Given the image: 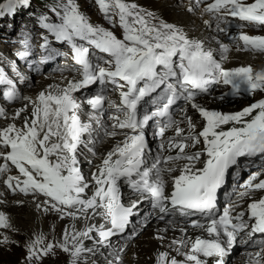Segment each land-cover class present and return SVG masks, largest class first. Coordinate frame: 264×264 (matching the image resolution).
<instances>
[{
    "label": "snow or ice",
    "instance_id": "6c2138e0",
    "mask_svg": "<svg viewBox=\"0 0 264 264\" xmlns=\"http://www.w3.org/2000/svg\"><path fill=\"white\" fill-rule=\"evenodd\" d=\"M202 2L196 0L197 4ZM28 3L29 0L0 3V18L14 15L18 6H27ZM96 3L110 23L113 16L119 18L123 29L122 39L90 23L75 0H59L51 9L60 23H48L47 16L40 17L43 28L58 42H67L71 47L81 78L69 80L64 88L52 90L50 86L49 90L40 92L35 100L23 98L32 105V110L30 115L24 117L22 126L9 123L0 128V159L4 161L0 164V175L10 170V162L24 177L21 180L20 176H8L4 181L13 193L18 189L25 195H43L47 199L37 204V208L47 212L50 206L61 213V219L65 215L73 219H79L81 215L87 217L89 210H92L91 215H104L111 228L104 230L101 226L97 230L95 226H90L83 232L73 231L71 234L66 229L63 242L59 244L46 243L44 234H38L27 245L26 260L28 264L39 262L58 247L69 254L71 264H78L84 253L93 251L83 245L81 238L91 239L90 234L95 230L98 231L99 243L103 244L111 236L123 233L131 223L134 209L142 202L134 200L129 206L121 202L119 181L124 179L140 197L150 199L152 207L161 213H167L170 205L185 215L201 213L207 220L206 224L193 222V227L203 229L207 238L198 236L191 241H173V244L180 246L176 250L184 256L183 261L174 257L169 260L167 253H161L157 257V264H208V258L212 259L213 264H225V257L241 232L248 230L249 236L264 234V197L252 200L245 211L237 212L240 205L230 203L217 214L218 190L226 183L229 170L239 165L241 157L264 155V99L239 112L222 113L195 103V97L197 92H208L211 84L221 83L231 88V92L225 95L264 92V72H254L251 66L224 69L216 59L215 50L206 48L202 40L190 38L176 25L163 21L150 23L149 18L154 19V14L145 12L135 3L126 0H96ZM204 10L217 20L221 32L227 31L221 25L227 22L228 17L264 26V0H252L250 3L247 0H212ZM232 39L243 42V48L238 43L237 50L264 52V36L241 33ZM44 40L42 47L47 48V38ZM78 40L111 57L104 61L106 67L94 65L89 58L90 48L78 44ZM24 44L27 48V39ZM220 49L221 59H226L223 54L229 51L227 45L220 44ZM28 54L27 51L18 53L21 58ZM172 78H178L179 91L169 83ZM97 82L100 85L111 83L119 89L120 104L114 107L123 116L109 117L113 121V130L106 129L105 135L115 137L123 134L125 138L102 159L98 171L92 176L95 183L90 185L79 167L78 151L81 145L87 147L89 141L83 137L85 134L91 135L93 126L81 122L79 111L82 104L73 93ZM0 84L8 86L2 93L4 99L13 101L18 98L16 85L2 69ZM161 86H164L165 92L160 98L164 101L162 105L142 119L138 118L140 102ZM181 97L205 121L203 129L197 133L192 118L186 117L189 134L182 135L184 130L176 127V136L169 138L167 149L164 144L160 145L162 151L178 149L177 154L158 156L151 167H145L148 148L145 129L149 121L153 117L169 116V108ZM105 99L98 92L84 101L92 109L89 119H95L98 125ZM152 102L156 103V98ZM25 111L26 108L18 109L13 120L20 118ZM0 115H3L2 109ZM175 124L177 121L170 116L162 126L157 121L156 134L163 137L165 131ZM225 125L231 127L225 129ZM116 129L128 131L118 133ZM188 141L192 143L189 145ZM201 143L202 149L185 152L187 147L195 148ZM181 160L186 163L179 167V175L171 178V190L168 191L164 173H172L177 168L167 165ZM259 176L260 172L251 173L241 185L245 189L239 194L241 199L250 198L253 191L264 190V179H259ZM90 189L92 194L89 196ZM98 209L102 212H98ZM11 227L8 217L0 212V228ZM7 243V236L0 240V244ZM181 248L188 250L180 252ZM249 264H264V248L250 255Z\"/></svg>",
    "mask_w": 264,
    "mask_h": 264
},
{
    "label": "bare ground",
    "instance_id": "6f19581e",
    "mask_svg": "<svg viewBox=\"0 0 264 264\" xmlns=\"http://www.w3.org/2000/svg\"><path fill=\"white\" fill-rule=\"evenodd\" d=\"M131 1L132 0H130L129 2H131ZM137 1L139 3H141V5H143L147 9L153 11L155 13V15L159 16L160 18H157L158 20L166 22V23H169V22L173 23L172 25H176V26L182 28L188 34V36L190 38L202 40L204 42V45L206 46V48H212L215 50V55L217 57L218 56L221 57V55H222L221 50H220V44L227 45V47L229 49V51L227 53L223 54L226 57H227V55H229L230 57H236V56L242 54V52L240 50H237L236 46L232 45V43L230 41H228L224 38L223 34H219L217 32L218 28L215 25L217 23V20L214 17L210 16V14L205 12V10H204L205 4L211 3V1H207L204 4L203 3L197 4L196 0H191V3L188 4L189 6L192 5V6L197 7L199 9L200 15L203 16L201 26L204 28H202L201 26L198 27L193 22H191V18L189 17V14H187V13L185 14L183 12L177 13V9H176L177 6H175L173 4L174 2L171 0H167V1L166 0H157V1L137 0ZM192 9H195V8H192ZM113 33L118 38H120L117 32H113ZM223 38L225 41L223 40ZM9 40L11 41V39H8L7 41H9ZM218 41H219V43H218ZM212 43L217 44V45L213 46V45H211ZM12 46L13 45L7 46L3 42V44L0 45V55H5V52L1 51V49L2 50L10 49V47H12ZM243 59L244 60L242 62H236V64L242 63L243 65H245V64L251 63V65H253L252 69L254 70V72H257V70H255L256 68L257 69L264 68V54H262V53L252 52L250 54H245ZM220 61L225 62L227 64H231L226 59H223ZM6 63L3 62L2 64H0V65H3V70L6 69ZM34 69L37 73H39L38 71L40 69L46 70V71H44L46 73H39L40 75L39 76L37 75L38 76L37 79L40 80L39 81L40 84L38 83V85L37 84L35 85L34 83H32L34 87H32V89H30L28 86V84L30 85V83L27 81L24 82L22 80L21 74H19V76H18V79L20 81L17 80L21 83H24L23 87H25L26 90H29L28 91L29 94H38L40 92L49 90L50 86H51L52 90H54L56 87L60 88L59 85H56L58 82L56 80V77H57L56 74H58V73H54V75L47 73V72H49V71H47V69H48L47 66H38ZM61 74L62 75L63 74L71 75V72L70 71H64ZM26 76H27V74H26ZM14 78L17 79L16 77H14ZM40 86L43 87L42 90H40L38 88ZM27 88H29V89H27ZM32 90H33V92H32ZM38 90H40V91H38ZM95 90H96V88L94 89V91ZM221 91L222 90H217L216 93L219 94ZM93 94L94 93L91 92L86 97L91 96ZM199 101L203 104L202 105L203 107L216 109L220 112H227L231 108L230 106H225L224 104H221V101H217V100H213V99H209V98H201V99H199ZM236 101H238V100H236ZM2 104L5 106L4 108L9 107L8 106L9 103H7L5 101L2 102ZM26 104H27V101L24 99L18 105H12V106L10 105V108H12L13 111L10 112L7 110L10 114L8 113L9 115L1 118L0 122L10 120V118L15 115V113L18 109L26 108ZM236 110H237V106L235 105L234 111H236ZM80 111H81V113L87 115L88 117H89V114L92 113L88 109L83 108V107L80 109ZM111 112H114V111H111ZM26 113H27V111L22 112L20 118L23 117ZM184 113L186 116L187 115H193L194 123L199 126V128H198V130H199L201 128L202 121H201L200 117L196 114L197 112L194 109H192L190 105H188V107H186V109H183L177 113V117L179 118V123L183 122V119H181L180 115L184 114ZM106 124H108V123L107 122L105 123V119H101L99 125L97 123H93L92 124L93 131L91 132V135L88 138V140H92V142H91L92 144L90 143L91 145H89L87 148H82L79 151V154H78L79 163H80V160L81 161L84 160L83 151L88 150V152L90 153V157L88 158V160H91L94 164H96L94 168L92 167L91 170H89V172L85 170V169H88L87 167L81 168V172L83 175H88L90 173L92 175L93 173H96V170L99 166V161H100V164L102 163L101 162L102 157L104 155H106L109 151H111L118 142L124 140L121 138L122 136H124L123 134L117 135L115 137L105 136V140H104V142L102 141L101 147H99L100 145L96 146L97 140L100 138V135L102 134V136H103L102 128ZM109 129H110V131L113 130L112 128H109ZM107 130H108V128H107ZM117 132L122 133V132H126V131H117ZM185 132H183V133L185 134ZM96 137H98V139H95V141L93 142V139ZM88 140H86V141H88ZM177 140H178V138H177ZM89 149H91V151ZM102 149H104V150L102 151L101 154H99ZM249 161L250 160H247V159L242 157V158H240L239 165L234 167V169L229 170L231 173L230 182L228 185H226L224 187L223 191L221 192L220 197H219L220 200H223L229 196L231 188L234 185L237 186L238 184H240V187L238 190L239 194L245 190L243 187H241V185L244 183V181L242 180L241 182L238 183L236 180L239 179L240 177H243L246 174L247 163ZM260 162H261L260 160H253L252 165H254L255 163H260ZM149 164H152V162L148 161L145 167H147ZM168 166L169 167H173V166L176 167L177 164H173V165L170 164ZM255 170L257 171V169H255ZM91 175L87 179L88 182L91 179ZM170 175H169V177H170ZM172 175H176V174H172ZM153 176H154V172H153ZM164 179H166L165 173H164ZM122 185H124V184H122ZM120 187H121V185H120ZM122 191H123V195H124V198L126 200V203H129V205H130L131 202L134 200H142V202L138 206L142 205L141 208H145V203L147 202L146 198H142L140 196L136 197L132 192H130L126 189H123ZM11 200H13L15 203L16 200H18V199L15 196L14 197L5 196L3 199H1L2 203H0V212L4 213L8 217L9 223L12 226L11 228L12 229H18V230H21L22 232L30 233V234H32V232L34 230L41 231V229H43L42 234L46 235L44 230L46 228H48L49 225L52 226L51 220H54V218L52 217V215L46 214L47 212L45 213L43 208H40V209L37 208V204H40V202L34 198L26 197V201L22 206L15 207V206L11 205ZM220 203L221 202H219V204ZM13 208L15 210L17 208H19V209L24 208V210L22 212L23 217H19L18 215L14 216V214H16V213H15V211H12ZM169 208H170V210L167 213H161V212L159 213L160 216L165 217L163 219L164 221L160 222V223L156 222L157 223L156 226L154 225L153 227L149 228V230L146 232L144 237H142V240L139 243L140 246L138 248L131 247L127 251V253H126L127 255L125 257H123L122 259L120 257V254L118 252H115L114 248L112 250H110V252H107V253H105L106 251L105 252L96 251L97 254L103 253V256L101 258H103L104 261H103V263L101 262V264H124V263H127V264H157V257L161 253H167L169 260L174 257L173 256L174 253L178 254V251L176 249L179 248L180 246H178V244H173V241L174 240L175 241H180V240L191 241L192 238H194L197 235H200V228L199 227L189 228L187 226L188 223H184V222L190 221V220L186 219L187 215L182 214L177 209H172L170 205H169ZM91 211L92 210L89 211V215L87 217H85L83 215H81L79 219H73L71 217L70 220H72V221H70L65 226V230L67 229L68 232L71 234L73 231L83 232L90 226H95V228H99L103 222H101V220L99 218H97V215H91ZM97 211L99 212L100 210L98 209ZM17 214H20V213H17ZM20 215H22V214H20ZM171 216L173 218H170ZM86 225H88L87 228H86ZM61 227H63L62 224L59 225V228H61ZM184 232L187 233V235H184ZM52 234H54V233L52 232ZM241 235L246 236L245 234H241ZM5 236H7L8 239H11V237H12L10 233L3 232L2 238H4ZM123 237L124 236L122 235L120 237H117L118 240L113 241V242H116L115 245H121V246L117 247L118 248L117 251L120 249L125 250V247L128 248V246H129L128 244H129L130 240H124L123 242L120 241V239H122ZM245 238L246 237H243L242 239H245ZM81 239L83 241L84 239H87V238H81ZM13 240H14V238H13ZM83 245L86 248H92L93 247V244L90 241H85L83 243ZM96 247H97L96 249H98V246H96ZM261 247L264 248V245ZM258 248L259 247L253 248V246H252L251 248L245 247L244 249L247 251L248 250L250 251V250H257ZM182 249H186V248H181L180 252H183ZM247 254H249V257H250V255L252 253L245 252L244 256H242L238 260L237 264H249L250 258H248V259L245 258V255H247ZM240 255H242V254H240ZM87 256L89 257V252H87L86 255L85 254L82 255V257H87ZM99 256H98V258H99ZM174 258L177 259V257H174ZM89 260H88V262L85 263L80 258L79 262H80V264H87V263H90L91 260L90 261Z\"/></svg>",
    "mask_w": 264,
    "mask_h": 264
},
{
    "label": "rangeland",
    "instance_id": "374dc122",
    "mask_svg": "<svg viewBox=\"0 0 264 264\" xmlns=\"http://www.w3.org/2000/svg\"><path fill=\"white\" fill-rule=\"evenodd\" d=\"M57 2H59V0H56ZM128 1V3H131L129 2L130 0H126V2ZM149 1V0H147ZM151 1H157V0H151ZM167 1V0H166ZM173 1L174 5L177 6V13H180V12H183V13H187L189 14V17L191 18V22H193L195 25H197L198 27L201 26L202 24V20H203V16L200 15V12H199V9L197 7H194V6H189L188 4L191 3V0H171ZM6 2V0L4 1ZM3 2V3H4ZM75 2L77 3V5L79 6V10L82 12V13H86L89 18H95V19H98V21L100 23H103V20L99 19L97 16L95 15H92L91 13V6L92 4L95 3L94 0H75ZM139 4V5H138ZM138 7L140 9H143L144 11H151L149 9H147L146 7H144L143 5H141V3H137ZM26 7V6H25ZM142 7V8H141ZM191 7V8H190ZM27 8L29 10H27V12H34V5H33V0H31V2L27 5ZM42 6L40 5H37V9H36V12L38 13V11L40 12L41 11V15H49L51 17H54V18H57L58 17L56 16L55 12L51 11L47 14H44L45 12L42 11ZM192 8H195V9H192ZM191 9V10H190ZM24 17H26V15L21 12V13H16L14 15L13 18H10L8 17L7 15H5L3 18H0V45L3 44V41H1V38L2 37H5L6 35H8L9 33L7 32V30H10L11 28H13L15 26V24H17L18 22H20L22 19H24ZM4 24V25H3ZM25 24H26V21H25ZM2 25V26H1ZM98 25V24H97ZM202 27V26H201ZM204 28V27H202ZM39 34L37 33L36 34V37L32 39V43L37 45L39 44L40 42V38L38 36ZM28 35L26 34V37ZM9 39V38H8ZM25 39V37H24ZM224 40V38H223ZM225 41V40H224ZM211 45L213 46H216L217 44H214L212 43ZM50 49V48H49ZM9 49H5V50H2L1 51H4L5 52V55L8 57L10 56L12 58V56L10 55ZM221 50V49H220ZM34 52H32V55H37L38 57L40 56V53L35 50H33ZM5 55H0V58L4 61H6V56ZM9 57V59H11ZM218 58H220L218 56ZM237 58V57H235ZM13 59V58H12ZM9 64V65H8ZM18 66H19V63H17ZM40 65V63H35V65ZM15 69V70H14ZM8 71L9 73L12 74L13 76V80H15L16 82H19L20 80L18 79V76L19 74H21V77L23 78L24 76L27 77L28 75H31L33 77V82L34 83V78H37L39 76V73H37L35 71V74L37 73V75H32L30 71H28L27 73V70H25L24 68H21L20 70L18 68H14L12 66H10V63H6V69L5 71ZM32 70V69H31ZM26 73H27V76H26ZM44 76V75H43ZM14 77H16L17 79H15ZM19 80V81H17ZM24 82H26V80L22 79ZM21 83V82H20ZM24 86V84H23ZM29 88L32 89V87L28 84ZM34 87V86H33ZM215 87V86H214ZM5 89V88H3ZM217 90H214L212 92V94L214 95V97H210V95L206 94V95H199V97H196L195 98V101L198 102L199 99L201 98H209V99H213V100H217V97L219 96V94L216 93ZM111 92V91H110ZM24 96H20L19 98L13 100V101H9V107L8 108H4L5 106L2 104V102L4 101H0V108H4L5 109V113H3V115H0V119L3 118V117H6L7 115H9L10 113L8 111H13L12 108H10V105L12 106L13 102L17 100V102L14 104V105H18L21 101H23L24 99ZM0 99H1V96H0ZM218 101V100H217ZM6 102V101H5ZM199 103H201L199 101ZM202 104V103H201ZM188 103H186L184 101V103H182V106H181V110L183 109H186V107H188ZM203 105V104H202ZM233 106H235V104H233ZM10 109V110H9ZM8 110V111H7ZM178 111V112H179ZM9 113V114H8ZM183 123V122H181ZM108 131H110V129L108 128ZM95 139H98V137L94 138L93 139V142L95 141ZM88 140V139H86ZM105 140V137L102 136V134L100 135V138L97 140V143H96V146H99L101 147L102 145V141L104 142ZM88 144H87V147L89 145H91L92 143V140H88ZM91 143V144H90ZM85 146H83L82 148H87ZM80 148L79 151L82 149ZM104 149L101 150V152L99 154L102 153ZM79 151H78V154H79ZM87 152L89 155L90 153L88 152V150H84L83 151V158L84 160L81 161L80 160V163L81 165L83 166H86L88 169H86L88 172L91 168V163L90 161L88 160L89 157L85 158L87 156V154L85 153ZM263 159V158H262ZM93 166L95 167L96 164H94L92 162ZM147 164V163H146ZM92 166V167H93ZM80 167V165H79ZM236 167V166H234ZM247 174V172H246ZM246 174L243 176V177H240V178H244V177H247ZM239 183V182H238ZM237 183V184H238ZM232 185V184H231ZM239 187H240V184H238L237 186L234 185L232 186L231 188V192H234V193H238V190H239ZM127 190V189H126ZM229 193V194H230ZM135 195V194H134ZM136 196V195H135ZM147 199V202L145 203V208H141L142 205L138 206V208L136 210H143V212L134 217V219L132 220V225H129L128 226V230L127 232L123 235L124 237L122 239H120L121 242H123L124 240H130L129 241V246L128 248L125 247V250L124 249H120L117 251V247L118 246H121V245H115L116 242H113L111 241L110 244V247H106L103 249V251L105 253L107 252H110V250H112L113 248L115 249V252H118L120 254V257L121 259L123 257H125L127 254V251L133 247V248H138L140 246V241L142 240V237H144V235L146 234V232L149 230V228L153 227L154 225L156 226L157 223H160V222H163L164 220V216H160L159 215V209H156V208H152L151 207V203H150V200ZM226 199V198H225ZM12 204V203H11ZM129 204V203H127ZM221 204V203H220ZM141 208V209H140ZM17 208L16 210L13 208L12 211H15L16 214H14V216L18 215L19 217H23V209H19ZM11 211V212H12ZM17 213H20V214H17ZM46 213V212H45ZM48 213V212H47ZM46 213V214H47ZM58 213V214H57ZM48 215H52V217L54 218V220H51L52 222V226L49 225L48 228H46L44 230L45 234L44 236H47L48 238H51V237H57V239L59 240L58 242H63V237H64V233H65V226L72 220L71 219V216L69 217H64L63 219H61V214L59 212H54V213H49ZM163 217V218H161ZM170 218H173L172 216ZM194 219V218H192ZM157 222V223H156ZM185 223V222H184ZM62 224L63 227L59 228V225ZM104 225V222L102 223ZM101 224V226H102ZM88 225H86V228H87ZM101 226L98 228L100 229ZM50 228V229H49ZM55 229V230H54ZM3 232L5 233H10L11 234V239H8L9 240V243L7 244H0V264H21L23 263V260L25 257H27V245L34 239V237L38 234H41L43 229H41V231H36L34 230L32 232V234L30 233H25V232H22L21 230H18V229H12V228H7L6 230H2ZM52 232L54 234H52ZM19 233V234H18ZM21 233V234H20ZM184 235H187V233L184 232ZM247 235V233L245 234ZM3 234H0V240H3L2 238ZM20 236V237H19ZM241 237H238L237 239V242H236V250L235 252L233 253V255L231 257L227 256L225 258V262H227V264H237L238 260L244 256V253L245 252H251V251H256V250H245L244 248L245 247H252L253 248H257L259 247L258 249H261L264 245V242H259V241H255V238L254 237H248L245 238V239H242L243 237H246L244 235H241ZM14 238V240H13ZM251 238V239H250ZM240 239V240H239ZM47 240V239H46ZM242 241H245L244 243H242ZM113 242V243H112ZM71 244V243H70ZM93 244V243H92ZM241 244V247H239V245ZM97 246V245H96ZM179 246V245H178ZM113 247V248H112ZM97 248V247H96ZM96 248L94 247V244H93V247L91 249H93L92 252H89V257H81L82 261H84L85 263L88 262V260L90 261V263H87V264H101V262L103 263L104 259L101 258L103 256V253H100V254H97L96 253ZM127 248V249H126ZM6 249V250H5ZM99 249V248H98ZM188 249H182L183 252H186ZM169 252V251H168ZM252 253V252H251ZM85 255L87 254L84 253ZM92 254V255H91ZM242 254V255H240ZM100 255V256H99ZM99 256V258H98ZM174 257H177V260L178 261H183L184 260V256L181 255L180 253L178 254H173ZM244 258V257H243ZM245 258L248 259L250 258L249 256L245 255ZM26 260V259H25ZM36 262V261H35ZM40 262V261H39ZM100 262V263H99ZM38 264H71V257L69 256V254H65V252H61V251H53V253L49 254L47 256V258L45 260H43V262L41 263H38ZM78 264H80V262H78ZM124 264H127V263H124Z\"/></svg>",
    "mask_w": 264,
    "mask_h": 264
},
{
    "label": "trees",
    "instance_id": "16d2710c",
    "mask_svg": "<svg viewBox=\"0 0 264 264\" xmlns=\"http://www.w3.org/2000/svg\"><path fill=\"white\" fill-rule=\"evenodd\" d=\"M1 1V0H0ZM11 58V57H10ZM12 59V58H11Z\"/></svg>",
    "mask_w": 264,
    "mask_h": 264
}]
</instances>
